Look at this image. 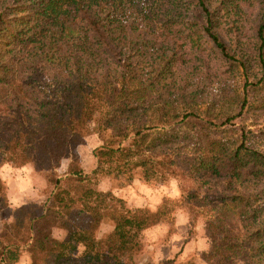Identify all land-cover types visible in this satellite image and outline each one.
<instances>
[{"label": "trees", "instance_id": "trees-1", "mask_svg": "<svg viewBox=\"0 0 264 264\" xmlns=\"http://www.w3.org/2000/svg\"><path fill=\"white\" fill-rule=\"evenodd\" d=\"M248 114H264V0H0V160H32L47 180L46 200L0 225V264H152L173 248L177 208L192 221L161 264L197 221L210 247L186 264H264V151L215 123ZM92 132L95 167L58 175ZM169 176L180 200L159 191ZM100 178L151 197L133 205ZM156 225L168 237L149 250Z\"/></svg>", "mask_w": 264, "mask_h": 264}, {"label": "clouds", "instance_id": "clouds-1", "mask_svg": "<svg viewBox=\"0 0 264 264\" xmlns=\"http://www.w3.org/2000/svg\"><path fill=\"white\" fill-rule=\"evenodd\" d=\"M90 128H95V122H90ZM85 144L93 141L102 143L99 138V134L92 132L90 136L83 138ZM83 147L79 145L76 150ZM71 162V157H61L59 160V166L55 168V171L59 175L61 172H66ZM182 179L177 176H169L166 183H163L159 187V191L170 200H180L182 198ZM0 186L5 190V198L7 201V207L11 212L24 207L29 201L34 203H42L46 200L45 190L47 187V180L39 172H37L36 165L32 160H27L22 163H17L15 160L8 158V154L5 158L0 160ZM155 211V209H153ZM173 216L175 217V227L179 230L191 224L192 217L190 212L185 208H177ZM15 216L8 217L9 223L14 222ZM193 231L196 233L195 238L192 239L187 246L185 253L180 256L177 264H186L188 253H203L207 252L210 244L204 238V224L201 221H197L193 227ZM169 226L168 225H156L151 229H145L142 232L144 240L149 246V250H154L153 246L162 238L168 237ZM185 239L181 232L177 231L169 237V244L175 245ZM173 252L179 251L178 248H172ZM79 255V254H77ZM164 259L163 255L159 258L153 257L152 264H161ZM196 264H205V262L196 255ZM17 264H32L31 254L24 252Z\"/></svg>", "mask_w": 264, "mask_h": 264}, {"label": "rangeland", "instance_id": "rangeland-1", "mask_svg": "<svg viewBox=\"0 0 264 264\" xmlns=\"http://www.w3.org/2000/svg\"><path fill=\"white\" fill-rule=\"evenodd\" d=\"M243 84V78L241 75H235L231 79L230 87L231 89L240 91ZM204 102L202 105L204 106ZM203 106H200V110L203 109ZM216 113L215 109L213 111V115ZM259 116H255L253 114H248L247 116H239L237 118L232 119L230 122H224V118L216 121L215 123L219 125L220 129H224L227 135V139L233 140L238 139L239 135L243 133L244 139L249 141L251 145H253L256 149L264 151V114H258ZM230 125L234 128L236 126L235 133L231 132ZM224 132V133H225ZM79 145H83L80 149L76 150ZM97 146V142L93 141L91 143L85 144L83 138L75 137L72 140V146L70 149V153L68 156L71 157V162L68 166V170L72 171L77 168L81 169L85 174H89L90 171L95 167L94 159L91 156V150ZM135 188H126L123 190H118L115 185L109 184L105 179H98L99 188L106 189L110 188L117 196L124 198L127 202L130 201L131 204L139 203L142 199H148L150 196V192L142 185L135 182ZM153 188V187H152ZM146 189V190H145ZM158 191V190H157ZM154 193L152 189V194ZM155 196V197H154ZM158 197L156 195H152V204L157 200ZM9 209L2 210L0 214V221L4 223V219L8 217ZM177 231L181 232L186 236L187 234V226L182 229H177ZM194 232V231H193ZM196 235V233L194 232ZM195 237V236H193ZM192 240V237L191 239ZM181 242L173 245L178 248ZM173 251L171 248H166L164 251L160 253L163 256H169ZM151 255H148V257Z\"/></svg>", "mask_w": 264, "mask_h": 264}, {"label": "crops", "instance_id": "crops-1", "mask_svg": "<svg viewBox=\"0 0 264 264\" xmlns=\"http://www.w3.org/2000/svg\"><path fill=\"white\" fill-rule=\"evenodd\" d=\"M5 210V209H4ZM11 215V211L9 210V214L8 217ZM8 217H6V219H4L5 222H8ZM2 224V221H0V225Z\"/></svg>", "mask_w": 264, "mask_h": 264}]
</instances>
